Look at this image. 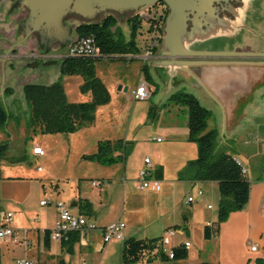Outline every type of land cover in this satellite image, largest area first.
Returning a JSON list of instances; mask_svg holds the SVG:
<instances>
[{"label":"rangeland","instance_id":"rangeland-1","mask_svg":"<svg viewBox=\"0 0 264 264\" xmlns=\"http://www.w3.org/2000/svg\"><path fill=\"white\" fill-rule=\"evenodd\" d=\"M225 7L236 15L237 20L230 28L233 31L235 27L241 25L242 18L227 4ZM145 11V8H141L121 15L105 13L91 22L99 23L103 18L113 16L117 23L111 31L120 32L122 40L128 42L131 38L130 20L132 21L134 17L141 18L142 14H146ZM214 11L219 12L218 9H213L209 2L199 13H189L187 22L190 21L186 22L184 33L202 27L199 25L201 20L216 24L213 19ZM164 14L162 40L157 44L155 49L157 52L161 45L163 47L164 23L169 15L168 7L166 11L164 10ZM25 17L27 10L19 0H0V104L13 117L4 129H0V143H9V150L0 160V219L8 212L12 213V226L17 231L20 242L18 245L0 244L1 264H16L18 260L26 258L35 259L38 254L47 258V264H58L62 260L69 263L70 259L73 260L72 264L83 262L123 264L121 260L123 242L119 241L110 244L107 252L104 253L91 251L85 246L80 252L76 249L74 255H69L65 251L61 252L55 243H52L50 249L42 245L39 251L37 229L43 230L44 226L50 227L51 230L54 228L55 205L59 203H63L69 211H75V208H69L74 201L73 195L81 196L82 199H87L93 204L92 216L89 219L95 227L117 222L124 223L126 239L128 235L137 240L160 238L165 228H176V231L183 230L184 226L189 228L187 233L182 231L171 237V243L164 251L166 255L172 248L179 246L180 240L187 241L191 244V248L187 251L186 259L177 263H164L156 259L152 263L138 264H200L199 260H202L204 254L202 248L212 249V244L206 243L203 239L202 222L209 214V218L214 220L215 226L218 224L219 229L231 214L236 213L231 212L224 222L217 223L219 202H214L210 189L180 179V174L186 168L191 153L190 149L184 146V142L171 137L173 135L169 129L172 123L185 120L187 114L184 108L173 105L168 100L166 102V97L178 91L187 93H195V91L201 93V91L182 88L176 77L158 70H150L151 84L156 89L154 94L148 100L134 101L128 93L140 81L142 62L104 57L95 64V72L108 91L109 102L104 106L96 107L93 125L70 135L36 134L31 137L25 129L29 114L22 92L25 85L50 86L60 79L69 103L89 102L91 95L81 93L80 86L83 80L80 76L60 78L59 67L61 59L67 53L66 45L58 46V43H53L46 47V41L42 40L39 33L32 34L21 42L25 34L23 26ZM226 18V25L223 27L228 29L230 22L228 17ZM82 22L85 21L75 16H68L65 19V23L74 28ZM148 28V23L143 21L134 37L137 47L144 51L152 41L147 33ZM223 31L225 30L221 28L211 32L223 33ZM237 33L229 39L225 37L221 42L224 43L226 50L235 52L237 49L241 51L248 49L264 53V32L254 36L243 32ZM73 35L74 32L71 36ZM184 36L182 44L188 43L190 39ZM155 50L152 51L153 56ZM144 51H141L142 54ZM36 53L40 55L39 59L30 57V54ZM152 60L153 58L146 62ZM120 86L122 89L118 90ZM125 87L127 92H123ZM6 89L11 91L10 95L4 94ZM163 104L165 105L162 106ZM202 104L206 105L203 101ZM175 107L180 109L178 113ZM214 121L209 119L208 128L213 126ZM123 138H128L133 143L127 144L129 153L124 164L103 166L85 159L86 156L96 152L99 141L116 142ZM157 138L162 139V142H156ZM187 142L195 145L197 152L196 144ZM35 145L44 150V156L31 155V149ZM146 156L150 157L152 163L154 162L153 174L157 170L161 172V191L158 193L139 190L136 187V178ZM238 158L243 162V159ZM242 166L245 167L244 162ZM38 167L42 172L37 170ZM94 181L104 184L101 188H92L91 183ZM198 191H202L203 196L196 198L194 203L188 204L187 198L195 197ZM40 201L48 202V205L40 207ZM207 204L212 205V208H207ZM226 229L227 226H223V232ZM245 237L240 229L237 232L236 247L241 248L244 254L243 260L250 258L254 261L256 255L251 252V248L256 249V246L244 244ZM25 240L31 243L28 249L24 245ZM93 241L92 237L91 243Z\"/></svg>","mask_w":264,"mask_h":264},{"label":"trees","instance_id":"trees-1","mask_svg":"<svg viewBox=\"0 0 264 264\" xmlns=\"http://www.w3.org/2000/svg\"><path fill=\"white\" fill-rule=\"evenodd\" d=\"M163 21L164 17L159 16L147 21L149 25L147 33L152 41H161ZM130 22L131 38L128 42L122 40L120 32L111 31L117 23L113 16H107L99 23L82 22L75 28L77 38L87 36L94 38L99 55L95 57H63L59 67L60 78L80 76L83 80L80 91L82 94L89 93L91 101L69 103L60 79L50 86L28 84L23 87L24 100L29 109L25 129L31 137L36 134H75L94 123L96 107L104 106L109 102L108 91L96 75L95 64L104 57L126 60L127 57L143 55L141 51L144 50L138 48L134 41L137 29L143 21L140 17H134ZM154 50L155 48L152 49V51ZM133 60L131 59V61ZM141 71L144 81L150 84L148 67L144 65ZM6 90L4 94L10 95L11 91ZM168 102L185 109L188 141L197 146V158L187 163L186 168L180 174V179L191 182L217 183L219 191L217 223L224 222L231 212H240L245 208L249 198L250 182L242 167L231 155L225 151H216L218 132L215 129H207L211 113L203 108L194 96L178 92L171 95ZM12 118L11 114L0 104V129H4ZM8 150V142L0 143V160L5 157ZM128 153L127 144L120 140L116 142L99 141L96 152L86 156L85 159L103 166H111L123 163ZM258 168L261 176L257 178V181L264 180V157L259 159ZM153 176L159 181L161 172L157 170ZM79 203L81 214L92 216L91 203L87 200H82ZM50 232V230L44 231L46 249L50 247ZM217 233L218 224L217 226L215 224L207 225L203 228V239L209 241ZM77 236V234L64 236L60 242L62 251L72 255L74 244L78 241ZM172 253V259L164 254L161 237L141 240L128 238L123 241L121 260L123 264L152 263L156 259L164 263H177L187 257V250L181 245L172 248ZM59 264H65V262L60 261ZM255 264H264V259H256Z\"/></svg>","mask_w":264,"mask_h":264},{"label":"crops","instance_id":"crops-1","mask_svg":"<svg viewBox=\"0 0 264 264\" xmlns=\"http://www.w3.org/2000/svg\"><path fill=\"white\" fill-rule=\"evenodd\" d=\"M68 16H75L85 21V19L77 15H68ZM68 16H66L65 19ZM27 17H28V10H27ZM27 17H25L24 21L27 19ZM65 19H64V25L68 26L71 29L69 33V40L65 43L66 48H68L69 45L76 39V36H75V28L70 25H67L65 23ZM209 25L210 27L209 28L207 27L206 29L200 27V28H194L188 33L183 32V34H186L185 36L190 37V39L188 40V43L182 44L184 40L183 39L184 35L182 34L181 36L182 48L188 51H217V52L234 51V50H226L224 43H221L220 41L215 43L208 42V40L211 39L223 40V38L225 39V37L229 39L231 38V36L235 35L234 31L228 29L226 30V28H223L225 30L223 31V33L222 32L212 33L211 31L219 30L222 27L217 24H209ZM72 32H74L73 37L71 36ZM24 33L26 34L25 27H24ZM33 34H38V33H33ZM59 45L61 44L58 43V46ZM155 51H156L155 56H153L152 61H148V62L144 61L143 60L144 54L132 58L127 57L126 61L131 62V59L141 61L142 62L141 69L144 65L147 66L149 76H150V70H155V71L158 70L165 74H169L170 76L176 77L178 79V84L182 88L188 87L193 90L199 89L201 93H198L196 91L195 93L193 92L192 93L185 92V93L194 96L198 100L199 104L211 113L210 119L215 120L211 128H208V123H207V129L208 130L215 129L218 132L216 151L217 152L225 151L227 154L231 155L234 158V160L242 167L246 178L250 182L249 198L245 208L240 212L231 214V216L227 219V221L221 224V226L218 229L217 235L209 241L205 240L206 243L212 244V249L206 250L202 248L204 254L202 260H199L200 264L204 262H207L209 264H255L256 259H264V180L257 181V178L261 176V173L258 168V162L261 157H264V60L245 61V60H236V59H223V60L186 59V61H190V62L195 61L197 62V64H195L192 67H187L183 69L181 67H177V66L171 67L169 65L168 59L164 58L162 55V52L164 51L162 45L160 46L158 52L157 50ZM31 55L32 54H30V56ZM35 55H36L35 59H39L40 55H38V53H36ZM143 79L144 76L141 71V77L138 84L141 81L145 82ZM147 85L149 87L150 97H151V95L154 94V90L156 89L154 88V86H152L151 83ZM120 89H122L121 86L119 87L118 90ZM171 95L166 97V102ZM202 101L206 104L205 106H203ZM164 105L165 104H163L162 106ZM175 108H176V112L178 113L180 109L177 107ZM89 127L90 126L82 129L81 131L86 130ZM169 130L171 135H173L171 137H173L174 139H178V141L184 142L183 143L184 146L190 149L191 154L189 156L190 157L189 161H192L195 158H197L195 145L187 142L188 141L187 116L185 120L181 122H175V124L172 123L171 129ZM118 140H122V142L125 144L132 143V141H130V139L128 138H123ZM160 142H162V139ZM35 147L41 148L40 146L35 145L31 149V155H32V150ZM35 157H40V156H35ZM238 157L243 159L242 161L244 162L245 167L242 166L243 162H241ZM146 158L151 161V166L153 168L154 162L152 163L150 157L148 156L144 157V159ZM144 159L141 169L144 168ZM126 160L127 159H125L123 164L126 162ZM189 161H187L186 163H188ZM94 182H98L99 186L93 187L92 186L93 182H92L91 183L92 188H101V186L104 184L101 183L100 181H94ZM159 182H161V179L159 180ZM188 182L192 185L197 184L201 186H207L210 189L211 194H213L214 196V202L215 203L219 202V191H218L217 183L191 182V181ZM198 192L202 193V191H198ZM197 193L195 196L196 198H198ZM202 196L203 193L200 197ZM73 199L74 201L69 208H75V211H69L70 214L73 216H83L94 226V224L90 221L89 216L81 214L80 211L79 202L87 199H82L81 196H75V195H73ZM87 201L90 202L89 200ZM41 202L42 201H40L39 204ZM91 205L93 212V204L91 203ZM45 206L40 205V207H45ZM206 206L207 208L210 207L209 209L212 208V205L210 204H207ZM209 216L210 215L208 214V218L202 222L203 228L207 225L214 224V220H212V218L210 219ZM56 219H57V209H56L55 221ZM185 220L187 222V219ZM223 226H227L228 228L225 230V232H223ZM11 227L13 228L12 223H11ZM104 227H106V225H101L99 226V228L95 227L96 229L95 231L89 232L88 235H89L90 243L92 237L94 239V241L89 245H87L86 243L84 232L77 234L78 241L74 244L73 247L74 253L72 255L75 254L76 249H78L80 252L82 248H84L85 246H88V249L91 251H96L101 253L107 252L108 246L112 243H117V242L111 241L103 246L102 238L99 230L103 229ZM186 227L187 226H184L183 230L180 229L177 230L176 233H182V231L187 233L189 231V228ZM168 228H165L164 231ZM42 229L43 230L37 229L38 231L37 245L39 251L41 250L42 245L45 248L44 231L45 230L51 231V228L48 226H44ZM125 229H126V225H125ZM240 229L243 231V233L246 236L244 240V244L245 243L246 245L253 244L256 246L255 251L251 250V252L256 255L254 261L250 260V258L243 260L242 258L244 254L242 253L241 248L239 249L236 247L237 232H239ZM128 238H132V237L128 235L127 239ZM125 240H126V235H125ZM185 242L187 241L180 240L179 245ZM2 243H10V242L5 241ZM52 243H55L60 249V251L64 252L62 251L59 242L50 240V247ZM24 245L26 249H28L31 243L30 241L25 240ZM240 245L241 244H239V246ZM190 248H191V244H190ZM39 255L40 254H38L35 259L34 258L33 259L26 258V259H32L36 261L37 264H47L48 263L46 261L47 258L40 257ZM63 262H65V264H72L73 260L70 259L69 263L66 261ZM83 263L86 264V262Z\"/></svg>","mask_w":264,"mask_h":264},{"label":"water","instance_id":"water-1","mask_svg":"<svg viewBox=\"0 0 264 264\" xmlns=\"http://www.w3.org/2000/svg\"><path fill=\"white\" fill-rule=\"evenodd\" d=\"M157 2H163L169 10L164 23L162 55L168 59L171 67L183 69L192 67L197 62L186 59H246L264 60V53L217 52V51H188L181 46V36L185 30L187 15L199 13L205 9L210 0H19L28 10V17L23 22L26 34L22 42L33 33H39L45 39L46 47L53 43L65 45L69 40L71 29L64 25L68 15H77L91 22L97 16L105 13L136 11L148 9ZM127 92V88L123 89Z\"/></svg>","mask_w":264,"mask_h":264},{"label":"built area","instance_id":"built-area-1","mask_svg":"<svg viewBox=\"0 0 264 264\" xmlns=\"http://www.w3.org/2000/svg\"><path fill=\"white\" fill-rule=\"evenodd\" d=\"M158 14H144L141 15L142 21H151L156 18ZM158 42L156 40L151 41V45L146 49L143 60L147 61L153 58L152 49L157 47ZM99 55V49L96 46V42L93 37L87 36L83 38H77L69 45L67 48L66 56L69 57H95ZM31 58H35L36 55L32 54ZM40 58V57H39ZM129 96L134 101H145L150 97L149 87L145 82H140L133 90L129 91ZM157 142H160L161 139H157ZM32 155L34 156H43L44 152L41 148L35 147L32 150ZM38 171H41V168H37ZM93 187L99 186L98 182L92 183ZM136 187L139 190H149L151 192L158 193L161 191V184L153 176L151 161L149 159H144V168L141 169L138 173L136 180ZM201 192L197 193V196L200 197ZM196 200V197H188L187 203L192 204ZM48 202L42 201L41 206L47 205ZM210 208V207H209ZM57 209V219L54 224V228L50 232V239L55 242H61L62 238L67 234H85V240L87 244H91L89 241V232L95 231V227L83 216H73L70 214L68 208L65 207L63 203L56 205ZM13 215L12 213H7L3 218L0 219V243L9 241L12 245H18V237L16 231L11 227ZM125 225L122 222H117L110 224L103 229H100V235L102 238L103 246L108 244L111 241L123 242L125 240L124 235ZM176 234V229L168 228L164 231L161 236V245L165 251V247L171 243L170 238L174 237ZM186 250L190 248V243L185 242L181 244ZM255 251L253 247L251 249ZM167 257L169 259L173 258L172 249L168 252ZM16 264H37L36 261L32 259H23L18 260ZM85 264V263H83Z\"/></svg>","mask_w":264,"mask_h":264},{"label":"flooded vegetation","instance_id":"flooded-vegetation-1","mask_svg":"<svg viewBox=\"0 0 264 264\" xmlns=\"http://www.w3.org/2000/svg\"><path fill=\"white\" fill-rule=\"evenodd\" d=\"M213 9H218L219 12L214 11V18L216 24L224 28L223 26L226 25V20L228 17V21L230 22L228 30H231V24H234L237 20L236 15L233 14L229 9L225 6L228 5L234 12L239 13L240 17L242 18V22H240V26L235 27L233 30L234 34L236 35L237 32L239 33H248L249 35H261L264 26V0H211L210 1ZM159 7L156 9L155 7ZM167 7L163 2H157L148 9H145L146 14H158L159 17H165L164 10L166 11ZM205 12V11H204ZM217 13V14H216ZM143 15V14H142ZM218 17H215V16ZM190 20H188L189 22ZM187 22V23H188ZM200 25L203 29L210 27L207 22L203 20L200 21ZM227 29V28H226ZM238 34V33H237ZM234 35V36H235ZM224 39V38H223ZM216 39L208 40V42L215 41ZM222 42L223 40H216ZM245 52L247 50H239L237 49L235 52ZM212 60V59H208ZM236 60H245L246 59H236Z\"/></svg>","mask_w":264,"mask_h":264}]
</instances>
